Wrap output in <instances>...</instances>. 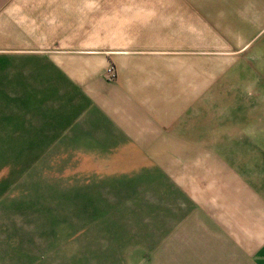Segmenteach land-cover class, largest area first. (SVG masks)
I'll list each match as a JSON object with an SVG mask.
<instances>
[{"label": "rangeland", "instance_id": "rangeland-1", "mask_svg": "<svg viewBox=\"0 0 264 264\" xmlns=\"http://www.w3.org/2000/svg\"><path fill=\"white\" fill-rule=\"evenodd\" d=\"M46 1L39 20L22 22L34 24L23 36L43 42L54 32L64 43L22 45L54 56L73 87L101 60L107 82L127 68L157 97L169 132L62 139L56 122L49 138L53 117L39 108L40 122L16 139L1 97L0 264H177L168 261L178 228L215 192L246 191L256 197L252 213L262 209L264 0H168L169 11L161 0H136L141 9L119 12L99 10L97 0ZM64 101L77 102L56 103Z\"/></svg>", "mask_w": 264, "mask_h": 264}, {"label": "crops", "instance_id": "crops-1", "mask_svg": "<svg viewBox=\"0 0 264 264\" xmlns=\"http://www.w3.org/2000/svg\"><path fill=\"white\" fill-rule=\"evenodd\" d=\"M87 2V1H86ZM136 0H97L101 11H131L141 9ZM5 8L1 10V5ZM29 8L27 9L26 7ZM46 0H0V98L10 102V115L15 118L16 139L27 138L28 125H35L41 115L39 108L47 109L51 119L46 123L49 138L54 132H61L62 139H159L161 135H128L131 133L166 134L169 132L167 120H162V108L153 104L151 92L145 90L141 79H135L133 72L125 73L118 68L117 79L107 82L102 77L101 66L82 68V78L78 86L73 87L72 72L57 68L52 62L54 56L45 55L43 50L27 49L23 43L55 45L64 43L52 33L51 39L24 38V27L32 29L34 24H23L25 18L39 20V9L49 7ZM163 10L169 11L168 0H161ZM189 9V8H188ZM85 10H88L85 8ZM42 11V10H40ZM45 11V10H44ZM178 11V8H175ZM29 13V15L27 14ZM39 13V14H38ZM54 17V16H53ZM47 17H44L46 20ZM39 27V24L38 26ZM54 28V25H50ZM23 37L24 39H20ZM42 40V39H41ZM36 51V52H35ZM39 53H44L40 55ZM115 58L123 55L129 58L132 53L114 51ZM39 60H43L39 62ZM49 60V61H48ZM117 60V59H116ZM76 82V81H75ZM73 85V86H72ZM138 85V86H137ZM57 97L74 99L77 102L57 104ZM63 107V112L57 113ZM56 115L62 116L60 121ZM49 117V116H48ZM5 118V117H4ZM3 123L8 122V118ZM44 122V120H43ZM58 122L59 131L52 124ZM162 125H164L162 127ZM25 127V131L24 128ZM32 128V127H31ZM35 129V127H33ZM7 130V129H6ZM88 131L103 134L123 135H80ZM8 132V131H7ZM53 133V134H52ZM75 133V135H71ZM18 134V135H17ZM47 137V138H48ZM29 138H34L30 136ZM36 138V137H35ZM40 138V137H38ZM58 138V137H57ZM174 138V137H173ZM247 192L236 191L227 195H216L208 201L204 212L192 213L190 223H182V229L173 247L170 263L177 264H264V199L258 198L262 209L254 210ZM252 207H251V206Z\"/></svg>", "mask_w": 264, "mask_h": 264}, {"label": "built area", "instance_id": "built-area-1", "mask_svg": "<svg viewBox=\"0 0 264 264\" xmlns=\"http://www.w3.org/2000/svg\"><path fill=\"white\" fill-rule=\"evenodd\" d=\"M108 75H113L112 69H108Z\"/></svg>", "mask_w": 264, "mask_h": 264}]
</instances>
